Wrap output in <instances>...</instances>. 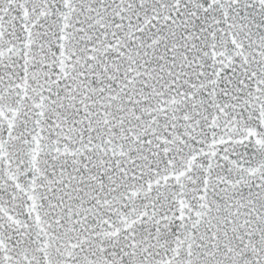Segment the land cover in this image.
Instances as JSON below:
<instances>
[{
    "label": "snow or ice",
    "instance_id": "obj_1",
    "mask_svg": "<svg viewBox=\"0 0 264 264\" xmlns=\"http://www.w3.org/2000/svg\"><path fill=\"white\" fill-rule=\"evenodd\" d=\"M0 264H264V0H0Z\"/></svg>",
    "mask_w": 264,
    "mask_h": 264
}]
</instances>
